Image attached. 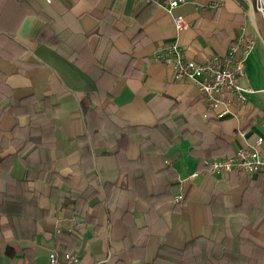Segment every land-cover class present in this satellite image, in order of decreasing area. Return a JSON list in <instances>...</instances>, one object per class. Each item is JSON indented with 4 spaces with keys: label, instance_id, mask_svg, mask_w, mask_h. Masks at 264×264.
<instances>
[{
    "label": "crops",
    "instance_id": "1",
    "mask_svg": "<svg viewBox=\"0 0 264 264\" xmlns=\"http://www.w3.org/2000/svg\"><path fill=\"white\" fill-rule=\"evenodd\" d=\"M168 1L157 0V7L150 12L149 20L140 32L134 34L135 18L145 5L133 0H56L50 7L44 6L45 11L48 9L53 14L57 24L71 27L75 33L85 37L91 54H94L100 41L97 13L110 9L116 16L115 27L121 32L114 40V48L117 54H126L134 59L130 67L141 73V78L119 77L109 92V99L104 100L102 106H113L116 116L131 125L153 127L160 122L164 129L169 126L172 131L175 128L186 132L174 134L173 144L165 154L148 159V167L152 171L167 168L178 173L179 178L171 182V186L185 198L178 210L173 209L175 205L171 202L157 212L163 219V227L159 228L166 226L167 231L165 234L158 232L150 238L148 258H152L158 245L182 248L199 235L207 236L210 229L205 224V213H264V177H258L261 173L235 176L196 172L197 157L191 152L195 145L201 143L194 132L205 134L204 125L210 127L206 134L210 149L202 153L206 166L209 161L226 158L204 156L221 143L228 144L226 151L229 154L255 144L259 138L263 139L261 147L264 148V22L252 11V0H185L171 14L163 8ZM65 12L67 14L64 15ZM176 16H181L186 23V28L179 33L173 23ZM42 26L41 18L27 17L16 37L29 50L27 60L40 65L21 73L0 59V71L6 75V82L17 98L30 94L37 98L51 96L61 105L57 145L64 151V156L55 160L54 170L86 183L92 174L83 175L73 168L78 151L70 142L85 132L82 107L93 108L95 105L81 94L93 92L97 86L84 70L51 48L33 41ZM244 34L255 44L245 60V74L240 79V85L252 92L246 93V104L242 108L234 104L231 94H223V98L230 103V111L238 116L236 118L230 115L220 119L212 113L204 118L207 109L198 89L191 82H175L172 69L153 58L162 47L176 43L182 48L185 59L201 63L210 57L225 55L229 46ZM16 122L17 118L6 113L0 119V130L7 133ZM23 122L26 120H20V123ZM97 122L103 124L100 119ZM138 145V137L131 136L126 160L119 166L135 167ZM100 147L111 151L103 142ZM15 174L23 176L20 167H15ZM195 174L197 177H193ZM100 175L106 176L104 163ZM145 181L150 192L151 180L147 176ZM118 182V176L105 180L98 199L108 202ZM71 209L69 205L55 211L54 221L50 224L42 222L33 241L22 239L16 242L9 233L1 235L0 264H47V255L53 248L52 233L59 229L69 232L67 227L75 218ZM147 211V206L137 200L133 210L137 227L144 225L143 215ZM78 228L77 236L86 249L83 256L77 253L80 264L105 262L113 248H121L129 232L126 224L119 219L106 222L102 207L89 211ZM258 238L264 240V235L259 234ZM244 242L256 258L264 257L262 244L251 239ZM23 249L27 250L24 257ZM119 255L126 264H139L131 260L125 250Z\"/></svg>",
    "mask_w": 264,
    "mask_h": 264
},
{
    "label": "trees",
    "instance_id": "2",
    "mask_svg": "<svg viewBox=\"0 0 264 264\" xmlns=\"http://www.w3.org/2000/svg\"><path fill=\"white\" fill-rule=\"evenodd\" d=\"M54 2L56 0H0V59L21 73L40 65L27 60L29 50L16 38L25 18L39 17L43 26L33 41L51 48L95 81V91L81 94L95 102L93 108L82 107L85 132L70 142L78 151L73 168L83 175H92L83 183L54 170L55 160L64 156V151L57 145L61 105L51 96L37 98L30 94L17 98L6 82V75L0 71V119L6 113L17 118L7 133L0 130V236L9 233L16 242L22 239L33 241L40 224L54 221L55 211L61 208L72 206V214L81 223L89 211L102 207L106 222L119 219L129 232L121 248H113L108 259L100 264H126L119 255L124 250L131 260L139 264H264V257L256 258L244 242L251 239L264 246V240L258 238L259 234L264 235V213H205V224L210 229L207 236L199 235L182 248L158 245L152 258H148L150 238L167 231L166 226L159 228L163 227V219L157 212L178 194L171 182L179 178L175 170L163 168L152 171L148 167V159L165 154L173 144L174 134L186 132L175 128L172 131L169 126L164 129L160 122L153 127L131 125L116 116L113 106H102L119 77L141 78V73L130 67L134 59L126 54H117L114 48V40L121 34L115 27L116 16L108 8L97 13L100 41L91 54L81 33H75L71 27H61L50 10H44V6L50 7ZM156 7L155 2L145 4L135 18L133 34L140 32ZM97 119L103 124L99 125ZM20 120L26 122L20 123ZM203 127L205 134L194 132L201 143L195 145L191 152L197 157L196 172L209 174L202 153L210 149L206 139L210 127ZM134 135L139 140L135 167L119 166L126 160L129 140ZM101 142L111 151L103 150ZM212 149L213 152L204 156L233 155L226 151L228 144L221 143ZM102 163L106 169L105 177L100 175ZM16 166L23 171L22 177L15 174ZM228 174L241 175L236 171ZM116 176L119 182L113 187L109 201L99 200L101 185ZM147 176L151 180L150 192L145 181ZM258 177H264V173ZM137 200L148 208L141 227L136 226L133 213ZM184 202L185 198L173 209L178 210ZM78 232L79 228L70 233L64 229L56 230L52 233L51 251L85 255V245L77 236ZM26 251L22 250L23 257Z\"/></svg>",
    "mask_w": 264,
    "mask_h": 264
},
{
    "label": "built area",
    "instance_id": "3",
    "mask_svg": "<svg viewBox=\"0 0 264 264\" xmlns=\"http://www.w3.org/2000/svg\"><path fill=\"white\" fill-rule=\"evenodd\" d=\"M133 1L141 5L149 2L157 3V0ZM184 3L185 0H169L163 8L171 14L175 8ZM252 11L264 22V0H252ZM173 23L177 33L186 28V23L181 16L173 17ZM254 44V40L244 34L229 46L225 55L210 57L197 63L185 59L182 48L176 43H170L157 51L153 58L172 69L175 82H191L198 89L200 99L207 109L204 118L212 113L221 119L234 115L229 109L230 103L223 98V94H231L234 104L242 108L246 104V93L252 92L242 88L240 79L244 77L245 60L253 50ZM262 140L259 138L255 144L238 149L230 157L209 161L207 163L209 174L225 175L236 171L242 175L251 176L264 172ZM193 177H197V174ZM182 201L183 194L178 193L174 196L172 204L176 205ZM79 226L80 223L72 218L67 230L71 232ZM80 262L77 253L50 251L47 255V264H80Z\"/></svg>",
    "mask_w": 264,
    "mask_h": 264
},
{
    "label": "water",
    "instance_id": "4",
    "mask_svg": "<svg viewBox=\"0 0 264 264\" xmlns=\"http://www.w3.org/2000/svg\"><path fill=\"white\" fill-rule=\"evenodd\" d=\"M251 5H252V3H251Z\"/></svg>",
    "mask_w": 264,
    "mask_h": 264
}]
</instances>
